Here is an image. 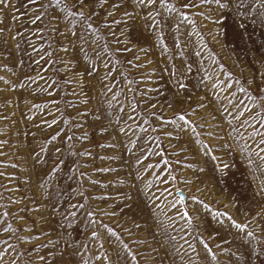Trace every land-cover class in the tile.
Listing matches in <instances>:
<instances>
[{"label": "rangeland", "instance_id": "obj_1", "mask_svg": "<svg viewBox=\"0 0 264 264\" xmlns=\"http://www.w3.org/2000/svg\"><path fill=\"white\" fill-rule=\"evenodd\" d=\"M0 264H264V0H0Z\"/></svg>", "mask_w": 264, "mask_h": 264}, {"label": "snow or ice", "instance_id": "obj_2", "mask_svg": "<svg viewBox=\"0 0 264 264\" xmlns=\"http://www.w3.org/2000/svg\"><path fill=\"white\" fill-rule=\"evenodd\" d=\"M149 3H151V0H149Z\"/></svg>", "mask_w": 264, "mask_h": 264}]
</instances>
